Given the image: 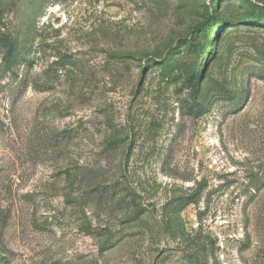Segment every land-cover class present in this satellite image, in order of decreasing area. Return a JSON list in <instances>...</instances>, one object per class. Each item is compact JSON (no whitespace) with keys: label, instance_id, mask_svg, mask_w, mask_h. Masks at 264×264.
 Listing matches in <instances>:
<instances>
[{"label":"rangeland","instance_id":"obj_1","mask_svg":"<svg viewBox=\"0 0 264 264\" xmlns=\"http://www.w3.org/2000/svg\"><path fill=\"white\" fill-rule=\"evenodd\" d=\"M250 9L2 1L0 264H264V24L242 22Z\"/></svg>","mask_w":264,"mask_h":264},{"label":"trees","instance_id":"obj_2","mask_svg":"<svg viewBox=\"0 0 264 264\" xmlns=\"http://www.w3.org/2000/svg\"><path fill=\"white\" fill-rule=\"evenodd\" d=\"M2 1L3 0H0V13L2 11ZM245 1L250 5V7H251L250 11L251 12H250V15L248 17L243 19L242 22H244V24H249V25L263 26V24H264V3L254 4V3H250L249 0H245ZM205 21L206 22L202 23L201 25H199L196 28V31L199 28L200 33H202L206 37L208 29L214 30L216 28V24H215L216 20H212L211 16H208L205 19ZM196 40L197 39L194 36H191L190 38H188V40L184 43L185 49L186 50H198L199 51V49H201L200 48L201 45ZM146 62H147V60H146ZM145 66H146V64L144 63V67ZM199 74L200 73L197 72L195 74V77L192 79L193 87H197V81H198ZM37 86L38 85L35 83L34 87H37ZM5 219H6V215H2L0 218L1 227L4 226V223L6 221Z\"/></svg>","mask_w":264,"mask_h":264}]
</instances>
